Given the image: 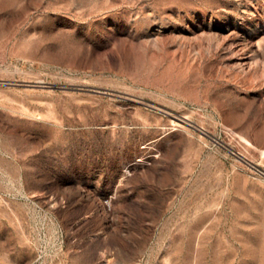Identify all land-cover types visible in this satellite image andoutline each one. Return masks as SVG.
Instances as JSON below:
<instances>
[{
  "label": "rangeland",
  "instance_id": "1",
  "mask_svg": "<svg viewBox=\"0 0 264 264\" xmlns=\"http://www.w3.org/2000/svg\"><path fill=\"white\" fill-rule=\"evenodd\" d=\"M0 264H264V0H0Z\"/></svg>",
  "mask_w": 264,
  "mask_h": 264
}]
</instances>
